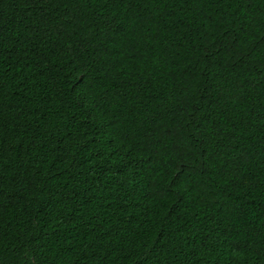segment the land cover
Listing matches in <instances>:
<instances>
[{
    "label": "trees",
    "instance_id": "16d2710c",
    "mask_svg": "<svg viewBox=\"0 0 264 264\" xmlns=\"http://www.w3.org/2000/svg\"><path fill=\"white\" fill-rule=\"evenodd\" d=\"M0 264H264V0H0Z\"/></svg>",
    "mask_w": 264,
    "mask_h": 264
}]
</instances>
